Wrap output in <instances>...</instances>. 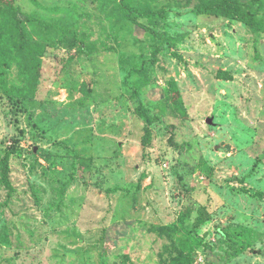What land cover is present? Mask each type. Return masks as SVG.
I'll list each match as a JSON object with an SVG mask.
<instances>
[{
  "label": "rangeland",
  "instance_id": "rangeland-1",
  "mask_svg": "<svg viewBox=\"0 0 264 264\" xmlns=\"http://www.w3.org/2000/svg\"><path fill=\"white\" fill-rule=\"evenodd\" d=\"M191 1L0 0V264H167L191 230L190 264H264V30Z\"/></svg>",
  "mask_w": 264,
  "mask_h": 264
},
{
  "label": "trees",
  "instance_id": "trees-1",
  "mask_svg": "<svg viewBox=\"0 0 264 264\" xmlns=\"http://www.w3.org/2000/svg\"><path fill=\"white\" fill-rule=\"evenodd\" d=\"M121 2L124 7L126 17L129 19L135 20L137 17H148L156 13V11L151 9L135 6L129 2V0H121ZM260 2V0H192L191 3L186 6L187 9H185V11L196 12L197 14L222 15L232 19H237L245 23L249 28V31L258 32L264 30V8L261 7ZM175 12L180 13L179 10H176ZM1 55L3 56L2 51ZM9 69V61L7 59H3L0 63V85L3 90L10 95L14 94L15 91L7 81V72ZM168 92L171 104L174 105V110H176L175 104L178 107H180V104L179 100H177L173 94L178 92V88L175 84H173L172 89L168 90ZM137 111L146 120V131L150 134L149 125H151L150 123L154 121V117L151 116V109L147 106L139 105ZM186 116L187 113L185 111L183 117ZM172 144L177 150H182L177 142H173ZM202 224L203 219L201 216H197L194 226L198 227ZM185 244L187 252L183 253L177 260L175 259L167 264H190L191 261L188 258V255H194L196 251L203 246V240L197 235H194L193 230H191L188 231V238H186ZM185 254L188 255L184 256Z\"/></svg>",
  "mask_w": 264,
  "mask_h": 264
}]
</instances>
